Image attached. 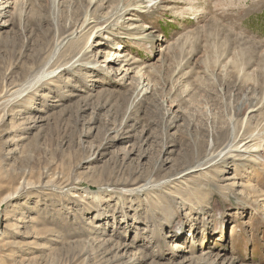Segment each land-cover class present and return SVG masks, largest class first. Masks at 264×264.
<instances>
[{
    "label": "rangeland",
    "instance_id": "obj_1",
    "mask_svg": "<svg viewBox=\"0 0 264 264\" xmlns=\"http://www.w3.org/2000/svg\"><path fill=\"white\" fill-rule=\"evenodd\" d=\"M5 1L0 264H264V0Z\"/></svg>",
    "mask_w": 264,
    "mask_h": 264
},
{
    "label": "bare ground",
    "instance_id": "obj_2",
    "mask_svg": "<svg viewBox=\"0 0 264 264\" xmlns=\"http://www.w3.org/2000/svg\"><path fill=\"white\" fill-rule=\"evenodd\" d=\"M6 2L8 3V0H6L5 3H6ZM6 8H7V7H3V6L0 7V18H2L1 21H3V18L6 16ZM4 19H5V18H4ZM5 23H6V21L3 22L2 24H5ZM120 47H122V45H120ZM122 52H123V50H122ZM123 54H124V53H123ZM123 54H122L121 52L119 53V51H118L117 54H116V58H117V57L119 58V57L122 56ZM116 58H115V59H116ZM121 58H122V57H121ZM114 61L117 63V62H119V61H122V59H116V60H114ZM227 148H230V147H227V146L224 147V149H227ZM230 150H238V148H237V147H236V148H233V149L230 148ZM244 151H246V150H244ZM253 155H254V154H253ZM253 155H252V156H253ZM252 156H250V157H252ZM165 184H166V183H165ZM142 187H144V185H143ZM134 188H135V187H134ZM130 191H132V190H130ZM136 191L139 193V192L141 191V187H140V188H137V189L135 188L132 192H136ZM176 246H179V243H176ZM176 246H175V247H176ZM173 249H174V248H173Z\"/></svg>",
    "mask_w": 264,
    "mask_h": 264
}]
</instances>
